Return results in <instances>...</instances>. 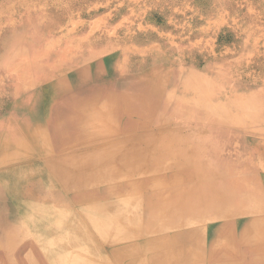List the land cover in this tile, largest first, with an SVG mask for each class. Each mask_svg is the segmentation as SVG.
Instances as JSON below:
<instances>
[{
    "label": "rangeland",
    "instance_id": "obj_1",
    "mask_svg": "<svg viewBox=\"0 0 264 264\" xmlns=\"http://www.w3.org/2000/svg\"><path fill=\"white\" fill-rule=\"evenodd\" d=\"M12 82H21L23 90L15 93ZM79 90L86 92L79 104L115 108L107 128H124L113 132L116 139L126 124H142L126 134L137 137L141 149L149 136L162 140L170 134L162 147L187 156V167L174 166L171 175L203 164L230 197L248 203L246 211L264 221V0H0V139L12 120L22 121L21 114L27 123L30 114H44L45 122L46 107L59 103L57 96L69 99ZM132 108L140 114L124 116ZM14 137H6L9 145ZM149 143L152 151L160 147ZM175 151L165 159L172 166L180 158ZM11 153L0 150V161ZM35 182L45 188L41 178ZM185 186L178 181L174 187L189 191L191 183ZM166 220L159 221L170 229L166 237L187 236V222L196 220H205L200 238L210 237L213 219H190L181 209ZM172 242L164 250L178 260ZM20 248V254L28 250Z\"/></svg>",
    "mask_w": 264,
    "mask_h": 264
},
{
    "label": "bare ground",
    "instance_id": "obj_2",
    "mask_svg": "<svg viewBox=\"0 0 264 264\" xmlns=\"http://www.w3.org/2000/svg\"><path fill=\"white\" fill-rule=\"evenodd\" d=\"M16 83L15 93L24 87ZM84 94L79 90L69 99L57 96L59 103L46 107L45 122L44 114H30L31 124L21 114L20 123L12 120L2 131L6 137L16 135L11 145L6 137L0 139V150L12 152L0 161V264H264V221L246 211L248 203L230 197L220 181L203 171V164L180 172L187 167L186 152L162 147L167 146L168 133L162 140L149 136L141 149L138 138L126 134L142 124H126L123 137L116 139L113 132L124 128H107L109 113L117 115L115 108L79 104ZM27 100L25 96L23 111L30 108ZM124 112L126 117L140 114L135 108ZM89 126L99 129L89 131ZM151 140L157 141L160 151H152ZM174 151L180 158L172 166L165 159ZM174 166L179 170L171 175ZM37 178L45 188L34 185ZM178 181L191 183L189 191L186 186L177 190ZM229 200L233 207L227 209ZM52 201L67 210L60 212ZM181 209L190 219L195 214L213 219L207 225L210 237L199 236L205 220L187 222V236L166 237L170 229L159 221L177 217ZM9 233L19 235L3 242ZM221 239L229 240L219 243ZM170 242L180 254L178 260L164 250ZM23 246L28 250L20 254ZM4 247L13 248L10 255L3 254Z\"/></svg>",
    "mask_w": 264,
    "mask_h": 264
}]
</instances>
